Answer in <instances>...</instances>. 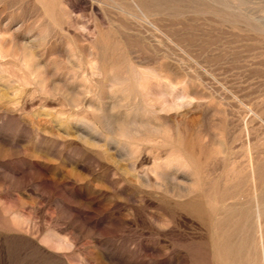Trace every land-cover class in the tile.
<instances>
[{
	"label": "rangeland",
	"instance_id": "374dc122",
	"mask_svg": "<svg viewBox=\"0 0 264 264\" xmlns=\"http://www.w3.org/2000/svg\"><path fill=\"white\" fill-rule=\"evenodd\" d=\"M263 249L264 0H0V264Z\"/></svg>",
	"mask_w": 264,
	"mask_h": 264
},
{
	"label": "bare ground",
	"instance_id": "6f19581e",
	"mask_svg": "<svg viewBox=\"0 0 264 264\" xmlns=\"http://www.w3.org/2000/svg\"><path fill=\"white\" fill-rule=\"evenodd\" d=\"M261 211V210H260ZM260 213V212H259ZM260 218H262V217H260ZM262 224V223H261ZM262 232V231H261ZM264 250V249H263Z\"/></svg>",
	"mask_w": 264,
	"mask_h": 264
}]
</instances>
